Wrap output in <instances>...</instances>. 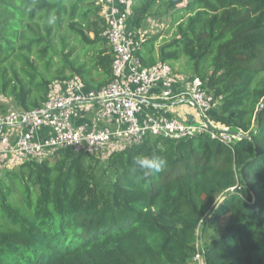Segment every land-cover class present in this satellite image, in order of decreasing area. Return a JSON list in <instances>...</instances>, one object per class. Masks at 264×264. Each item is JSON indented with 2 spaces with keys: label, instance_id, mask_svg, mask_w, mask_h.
I'll use <instances>...</instances> for the list:
<instances>
[{
  "label": "trees",
  "instance_id": "obj_1",
  "mask_svg": "<svg viewBox=\"0 0 264 264\" xmlns=\"http://www.w3.org/2000/svg\"><path fill=\"white\" fill-rule=\"evenodd\" d=\"M100 12L95 0H0V96L32 112L56 82L106 86ZM163 18L137 38L143 64L183 62L241 138L148 137L106 160L59 149L7 170L0 264H195L198 251L207 264H264V0H135L137 31ZM139 155L168 167L134 171Z\"/></svg>",
  "mask_w": 264,
  "mask_h": 264
},
{
  "label": "built area",
  "instance_id": "obj_2",
  "mask_svg": "<svg viewBox=\"0 0 264 264\" xmlns=\"http://www.w3.org/2000/svg\"><path fill=\"white\" fill-rule=\"evenodd\" d=\"M100 7L103 37L113 53L112 79L93 89L78 77L56 82L47 100L36 110L17 108L10 98L0 96V172L54 156L59 149L75 154L108 156L142 144L148 137L180 141L208 133L213 139L230 143L237 137L217 130L207 119L218 100L196 76L175 72L168 63L146 67L133 38L132 7L135 0H95ZM143 40V37L140 41ZM161 102L173 107L188 104L202 119L188 123L177 117H156L144 107ZM12 103V104H11ZM91 116L89 125L78 119ZM195 264H207L198 251Z\"/></svg>",
  "mask_w": 264,
  "mask_h": 264
},
{
  "label": "crops",
  "instance_id": "obj_3",
  "mask_svg": "<svg viewBox=\"0 0 264 264\" xmlns=\"http://www.w3.org/2000/svg\"><path fill=\"white\" fill-rule=\"evenodd\" d=\"M180 73V72H179ZM181 74V73H180ZM160 103V102H159ZM166 105V103L161 102L158 104V106L155 105H150L144 107L145 112L153 114L156 117H177L180 120L186 121L188 123H194V124H199L202 122V119L198 117V113L188 107L183 105L182 103L180 105H175L173 107L170 106H163ZM178 106V107H176ZM224 116L219 112L218 109H214L207 115V119L211 122V124L214 127H217V125L222 124H228L227 121L223 120ZM91 116L87 115L86 119H78V124L80 125H89L91 123Z\"/></svg>",
  "mask_w": 264,
  "mask_h": 264
},
{
  "label": "rangeland",
  "instance_id": "obj_4",
  "mask_svg": "<svg viewBox=\"0 0 264 264\" xmlns=\"http://www.w3.org/2000/svg\"><path fill=\"white\" fill-rule=\"evenodd\" d=\"M169 22H170L169 18H163V19H160V20L149 19L147 21V23L145 24V26L143 27V29H141L140 31L139 30L137 31L136 29L133 28V34H132L133 38H135L136 41H137V38L140 40L142 37H144L146 35L157 34V33L161 32L162 30H164L165 28H167L169 26ZM170 35L171 34H167L166 37L169 38ZM183 65H184V63L181 62L179 64H176V65L172 66V67H173L175 72L176 71L180 72L179 70H180L181 67L183 68ZM180 104L181 103H178L177 105H180ZM184 104L185 103H183V105ZM185 106L190 108L188 104H185ZM176 107H178V106H176ZM223 120L227 121L228 124H222V126L221 125H217V127H215L217 130H221V128H230V131L237 132L234 128H232L230 126L229 120H228L227 117H224ZM199 124H201V123H199ZM237 139H239V138H236V139H233V140H237ZM99 158L101 160H106L108 158V151H105V153H103ZM6 171L7 170H4L3 172H0V176H2ZM225 224H226V218H224L221 221V226H225ZM206 235H207V237L205 239H207V241H211V239L214 237L212 231H209V230L206 232Z\"/></svg>",
  "mask_w": 264,
  "mask_h": 264
},
{
  "label": "clouds",
  "instance_id": "obj_5",
  "mask_svg": "<svg viewBox=\"0 0 264 264\" xmlns=\"http://www.w3.org/2000/svg\"><path fill=\"white\" fill-rule=\"evenodd\" d=\"M132 167L144 175L162 173L168 167V160L162 155H139L133 159Z\"/></svg>",
  "mask_w": 264,
  "mask_h": 264
},
{
  "label": "water",
  "instance_id": "obj_6",
  "mask_svg": "<svg viewBox=\"0 0 264 264\" xmlns=\"http://www.w3.org/2000/svg\"><path fill=\"white\" fill-rule=\"evenodd\" d=\"M261 108H264V106H262ZM225 133L234 135V136H236L239 139L241 138V135L239 133H237V132L228 131V132H225Z\"/></svg>",
  "mask_w": 264,
  "mask_h": 264
}]
</instances>
